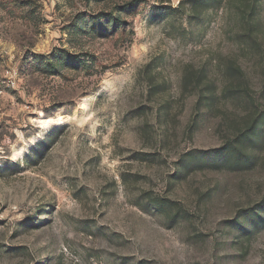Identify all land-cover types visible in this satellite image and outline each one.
Listing matches in <instances>:
<instances>
[{
  "label": "rangeland",
  "instance_id": "rangeland-1",
  "mask_svg": "<svg viewBox=\"0 0 264 264\" xmlns=\"http://www.w3.org/2000/svg\"><path fill=\"white\" fill-rule=\"evenodd\" d=\"M249 12L0 0V264H264V122L247 134L264 1ZM59 52L87 67L34 61ZM229 146L244 154L226 163Z\"/></svg>",
  "mask_w": 264,
  "mask_h": 264
},
{
  "label": "trees",
  "instance_id": "trees-1",
  "mask_svg": "<svg viewBox=\"0 0 264 264\" xmlns=\"http://www.w3.org/2000/svg\"><path fill=\"white\" fill-rule=\"evenodd\" d=\"M250 1V12H249V16L253 14V12L255 10H257L259 8V5L262 4V2L264 0H249ZM130 6L129 5H124L121 9L122 10H126L128 9ZM248 17V16H247ZM90 22L91 23H99V24H107V27H110V29L114 30L115 28H117L121 21L119 19H116L114 16L110 15L109 17H103V18H94L93 16H91L90 18ZM247 24H248V27L246 29V34L249 36L251 34V31L252 29H254V24L251 23V21H247ZM101 28V27H100ZM98 29L99 31L101 30H105V28L103 29ZM252 35V34H251ZM55 57V60L53 61H49L48 59H42L40 57V59H38V61L34 60L35 63L38 65V67H42L43 69L46 70L47 73H50V74H54L57 72V67L61 64H70L72 65L73 67H78L80 65H82L84 68L87 67V63H85L84 60H78L76 58H72L70 57L69 55L67 54H64L63 52H59L57 54L54 55ZM41 60V61H40ZM34 63V62H33ZM227 69L228 71L231 73V74H238V75H241V71L236 68L235 66H233L232 63H229L228 66H227ZM231 89H228L224 92L225 95L227 94H232L231 93ZM240 92L236 93V94H239ZM234 94V93H233ZM224 97H228V96H224ZM253 115H256V114H253ZM264 122V114H260V115H257L253 118V122H252V125L251 127L248 129V130H251L249 132H247V134H250V135H257L259 133V129L261 127V124ZM246 135V134H245ZM242 137V136H240ZM244 138V137H243ZM238 138H236L237 140ZM232 148V149H231ZM229 146V148H226V150L228 149L230 153H227L226 157H225V162L227 163L228 161H232L234 160L235 158V155H240V154H244V151H240V149H238L237 147H231ZM245 158V157H244ZM240 159L243 160V157H240Z\"/></svg>",
  "mask_w": 264,
  "mask_h": 264
},
{
  "label": "bare ground",
  "instance_id": "bare-ground-1",
  "mask_svg": "<svg viewBox=\"0 0 264 264\" xmlns=\"http://www.w3.org/2000/svg\"><path fill=\"white\" fill-rule=\"evenodd\" d=\"M53 122H55V124L57 125H60L62 123V120L61 119H58V120H54ZM49 122H45L43 125H47Z\"/></svg>",
  "mask_w": 264,
  "mask_h": 264
},
{
  "label": "built area",
  "instance_id": "built-area-1",
  "mask_svg": "<svg viewBox=\"0 0 264 264\" xmlns=\"http://www.w3.org/2000/svg\"><path fill=\"white\" fill-rule=\"evenodd\" d=\"M11 85H13V84H11Z\"/></svg>",
  "mask_w": 264,
  "mask_h": 264
}]
</instances>
